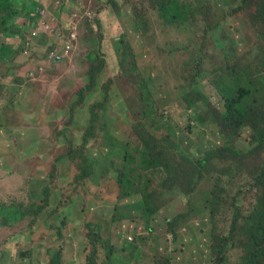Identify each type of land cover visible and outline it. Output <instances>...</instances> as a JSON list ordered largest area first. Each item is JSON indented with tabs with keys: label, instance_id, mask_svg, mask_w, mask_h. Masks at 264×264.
I'll return each mask as SVG.
<instances>
[{
	"label": "rangeland",
	"instance_id": "374dc122",
	"mask_svg": "<svg viewBox=\"0 0 264 264\" xmlns=\"http://www.w3.org/2000/svg\"><path fill=\"white\" fill-rule=\"evenodd\" d=\"M41 1L40 30L19 51L30 55L27 68L0 83V264H51L57 251L60 264H244L242 229L264 195L255 182L264 132L246 125L230 135L213 121L223 109L214 72L233 66L252 77L251 114L264 130V0H177L192 5L183 24L158 17L161 0ZM74 32L67 57L55 59ZM103 100L85 141L90 106ZM143 127L178 172L173 187L153 170L160 203L147 219L141 196L120 198L116 182L121 147ZM71 145H85L89 178ZM107 148L120 153L111 159ZM235 218L232 243L215 251Z\"/></svg>",
	"mask_w": 264,
	"mask_h": 264
},
{
	"label": "trees",
	"instance_id": "16d2710c",
	"mask_svg": "<svg viewBox=\"0 0 264 264\" xmlns=\"http://www.w3.org/2000/svg\"><path fill=\"white\" fill-rule=\"evenodd\" d=\"M2 2L3 0H0V8H2ZM191 8V4L183 5L177 0H161L160 4L157 6L158 17L168 24H183L189 21V18L192 16L190 11ZM0 11L5 13L4 17L7 22L17 13L15 9L8 7L3 8ZM260 13L264 17V8H260ZM260 36L264 41V28H262ZM97 59V53L90 54L88 61L90 62L91 68L98 65L96 63ZM214 75V87L223 102V109L221 111H215L212 115L213 121L221 127L222 131L227 132L230 135L239 132L246 125H250L254 130L256 128L258 136L262 135L264 130H258L256 126L260 127L259 124H263V122L259 121L258 117L256 118L251 114L252 106L250 107V103L254 101L257 93V89L251 79L252 77L248 73L233 66H224L215 71ZM90 82L95 84V72L91 74ZM83 91L84 89L79 92L80 98L71 108V115L74 114V107L84 98ZM106 101L107 100H103L90 106V122L85 130V141L94 136L95 126L99 120L98 109L101 108ZM256 121L259 124H255ZM131 128L135 129L132 125ZM153 135L154 134L143 127V132L136 140H129L126 145L121 147L124 150L122 164L120 166L116 165V182L117 187L120 189V198L124 195L129 196L135 193L140 195L144 201V209L141 211L144 214L145 219L154 213V208L160 203L159 194L155 192L154 188L151 186L152 177L150 176L153 170L159 169L163 174H166L167 178H165V181H172L173 187L175 185V179L178 178L176 163L172 164L167 156L157 149L156 142L158 139ZM112 142L116 143L115 141ZM71 150H73L76 157L77 155L79 156V154L81 156L79 158L81 165L79 168V174L81 175V178H89L92 170L88 166L85 145L84 148L79 147V150H76L74 146L71 145ZM106 150L110 153L111 159L115 153H120L119 148H107ZM180 156H185V154ZM255 182L257 187L261 189L264 187V161L257 165L255 169ZM255 202L256 204L249 217L250 220L245 223V227L242 229L241 241L245 243L246 252L245 259L243 260L244 264H264V195H256ZM17 205L20 210L13 207L14 211L17 214H21V206L20 204ZM45 209L46 204L39 205L32 211V214L38 215ZM238 213H240V210ZM9 214L13 217L11 213H8V215L4 216L1 220L3 224L8 221ZM115 216L116 214L113 215V218H115ZM128 216L129 213L127 212L121 214V218L124 219ZM120 221H123V219ZM237 221V218L232 221L231 230H228L221 235H217L216 241L218 245L214 247L215 251L218 249L222 250L221 245H224V243H232L234 239L232 231L236 227ZM172 222L173 221L167 220V226L172 227ZM148 232H151V230L148 229ZM171 233L174 235L173 231ZM58 235L62 237V232L60 230L58 231ZM97 236L99 237V234ZM95 239H93V241ZM110 255H112V248L107 249V256ZM61 260V251H57L52 257L50 263L60 264ZM163 261L164 263L161 264L169 263L168 258Z\"/></svg>",
	"mask_w": 264,
	"mask_h": 264
},
{
	"label": "crops",
	"instance_id": "0c3cea01",
	"mask_svg": "<svg viewBox=\"0 0 264 264\" xmlns=\"http://www.w3.org/2000/svg\"><path fill=\"white\" fill-rule=\"evenodd\" d=\"M1 5L2 8L0 10L8 7L17 11L8 22L4 17L5 13L0 11V83L4 84L6 81L13 79L11 77L12 74L15 73L16 76H19L27 68L25 64L26 61L29 63L30 55L21 54L19 51L21 46L28 41L30 30H40L39 24H35L34 18H36L37 10L39 11L43 9L42 7H46L41 0H3ZM59 18L56 22H59ZM73 22L71 21V23ZM30 25L33 28H29ZM69 26L70 24L67 25L68 28ZM71 37L72 39L63 45L61 54L56 57L53 56L55 59L67 57L76 37L75 32L71 34ZM46 38L52 40L51 36ZM42 50L45 51V48L43 47ZM91 52L96 54L94 50ZM91 52H88V57L92 54Z\"/></svg>",
	"mask_w": 264,
	"mask_h": 264
}]
</instances>
